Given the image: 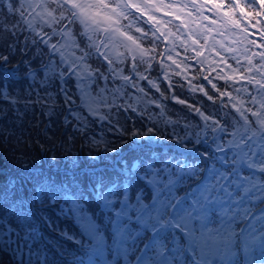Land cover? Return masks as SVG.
<instances>
[{
  "label": "snow or ice",
  "instance_id": "obj_1",
  "mask_svg": "<svg viewBox=\"0 0 264 264\" xmlns=\"http://www.w3.org/2000/svg\"><path fill=\"white\" fill-rule=\"evenodd\" d=\"M53 124L87 160L0 153V264H264V0H0V146Z\"/></svg>",
  "mask_w": 264,
  "mask_h": 264
},
{
  "label": "trees",
  "instance_id": "obj_2",
  "mask_svg": "<svg viewBox=\"0 0 264 264\" xmlns=\"http://www.w3.org/2000/svg\"><path fill=\"white\" fill-rule=\"evenodd\" d=\"M60 129H61L60 125H57L56 130L52 132V138H47L48 141H49V148H48L49 151L47 153L51 155L54 152L57 155V159L58 160H59L58 154H57L55 148L52 149L51 146L53 145V143H56L57 142L56 140H58V138H59V136L61 134ZM62 140H64L63 142L65 143L64 144L65 147H70V144H68V139H67L66 136H64L62 138ZM80 141H81V139L79 140V138L77 137L76 140H75V142L74 143H71L72 145H71L70 148H71L72 153L76 157H78L81 160H85L86 161L87 160V155H88L89 149H88L87 145H85L83 142H81L82 143V147H81V151H80L79 150V147H78L79 144H80ZM44 142H45V140H44ZM42 144H43L44 147H46V145L44 143H42ZM18 147H13L12 144H10V145L9 144H4L3 146H1V151H2V153L4 155L7 156V155H10L11 152H12V150H13V148H15L19 152H23V153L26 152L27 153V156H26V159L27 160L26 161H28V162H34V161H40L42 163L45 162L46 157L44 155H41L40 154V152L36 148V144H34V147H35V150L37 151V153H39V154H37L33 150L28 149V144L26 145V143H25V145H22L21 146L22 147V151H20V149ZM62 151L64 152V149H62ZM79 152L82 154V157H80ZM20 154H22V153H20ZM64 154H65V152H64ZM47 159L50 160V158H47ZM65 162H66V159L63 160V163H65ZM33 165H36V164H33ZM41 165H44V164H40V166ZM44 166L46 167V165H44ZM37 168H39V167H37Z\"/></svg>",
  "mask_w": 264,
  "mask_h": 264
},
{
  "label": "rangeland",
  "instance_id": "obj_3",
  "mask_svg": "<svg viewBox=\"0 0 264 264\" xmlns=\"http://www.w3.org/2000/svg\"><path fill=\"white\" fill-rule=\"evenodd\" d=\"M182 106H178L177 107V110L178 109H180ZM40 130H38V129H34V128H32V127H30V126H28V125H25V127L23 128V129H20L18 132H17V135L18 136H21V142L18 144V145H25V143H26V145L28 144V149H30V150H33V151H35L36 153H37V151L35 150V147H34V144H36V148H37V150L40 152V154L41 155H44L46 158H50V154H48L47 152L48 151H45V150H48V149H46V148H41L40 147V144H41V142L44 140L43 138H42V133H44V130H43V128H39ZM105 131H107V129L105 130ZM111 137H114L113 136V134L111 133L110 134V138ZM37 140H39L40 141V143L38 144V143H36V141ZM12 145H13V147H17V145H16V142L15 141H12V143H11ZM3 146V145H2ZM20 151H22V147H21V149H20ZM56 152H57V154H58V157H59V160H60V162H61V164H63V160H65V155L62 153V151L60 150V149H57L56 150ZM0 153H2V151H1V146H0ZM20 153H23V152H19V151H17V154L19 155ZM37 154H39V153H37ZM25 159H26V157H25ZM27 160V159H26ZM27 163L31 166V165H33V164H36V165H40V164H42V162H40V161H34V162H28L27 161Z\"/></svg>",
  "mask_w": 264,
  "mask_h": 264
}]
</instances>
